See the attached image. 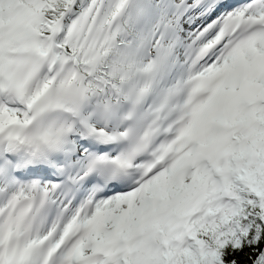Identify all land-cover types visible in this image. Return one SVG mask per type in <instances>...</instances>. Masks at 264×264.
Here are the masks:
<instances>
[{
  "label": "snow or ice",
  "instance_id": "6c2138e0",
  "mask_svg": "<svg viewBox=\"0 0 264 264\" xmlns=\"http://www.w3.org/2000/svg\"><path fill=\"white\" fill-rule=\"evenodd\" d=\"M0 264H264V0H0Z\"/></svg>",
  "mask_w": 264,
  "mask_h": 264
}]
</instances>
